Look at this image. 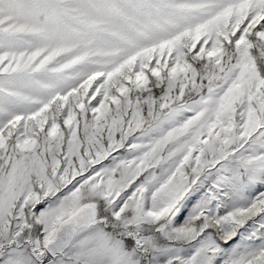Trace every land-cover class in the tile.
<instances>
[{
	"label": "snow or ice",
	"instance_id": "1",
	"mask_svg": "<svg viewBox=\"0 0 264 264\" xmlns=\"http://www.w3.org/2000/svg\"><path fill=\"white\" fill-rule=\"evenodd\" d=\"M0 264H264V0H0Z\"/></svg>",
	"mask_w": 264,
	"mask_h": 264
},
{
	"label": "rangeland",
	"instance_id": "2",
	"mask_svg": "<svg viewBox=\"0 0 264 264\" xmlns=\"http://www.w3.org/2000/svg\"><path fill=\"white\" fill-rule=\"evenodd\" d=\"M89 115H91V114H89ZM121 151H123V150H121ZM120 154H121L120 152L113 153V155H116V156H118V155H120ZM110 160H111V157L109 158V160H105V161H103L102 163H104V164H108V163L110 162ZM96 167L98 168L99 165H97Z\"/></svg>",
	"mask_w": 264,
	"mask_h": 264
}]
</instances>
